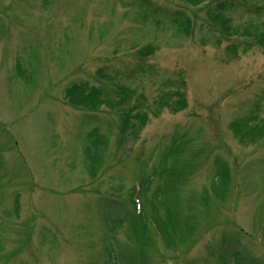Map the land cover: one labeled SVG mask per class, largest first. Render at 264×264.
<instances>
[{
  "label": "rangeland",
  "instance_id": "rangeland-1",
  "mask_svg": "<svg viewBox=\"0 0 264 264\" xmlns=\"http://www.w3.org/2000/svg\"><path fill=\"white\" fill-rule=\"evenodd\" d=\"M140 1L0 0V264H112L111 247L115 264H264V0H233L226 31L221 0H146L183 10L189 36ZM91 90L93 107L78 100ZM147 178L148 216L174 203L171 247L126 223L110 238Z\"/></svg>",
  "mask_w": 264,
  "mask_h": 264
},
{
  "label": "trees",
  "instance_id": "trees-1",
  "mask_svg": "<svg viewBox=\"0 0 264 264\" xmlns=\"http://www.w3.org/2000/svg\"><path fill=\"white\" fill-rule=\"evenodd\" d=\"M184 1L186 3H189L190 5L196 6L200 4L203 0H184ZM240 3H242L245 6L247 4V1L241 0ZM139 5L143 6L145 10L146 9L149 10L151 8L150 9L151 12L150 14H148V16H150L151 18H157V19L165 18L166 22H168L169 24L174 26V28H176L177 32L183 34L184 36L190 35L192 28L191 20L183 10L169 11L166 9L164 10L163 8L160 9V7H153L151 3L146 0H141ZM232 6H233V0L218 1L215 4V8L218 10V12L212 14V21L221 25L223 27V30L225 31L229 29L228 26L226 25V22L228 20L223 18L222 12L225 11L227 7H232ZM157 19H154L155 23L158 22ZM255 41L259 46L263 47L264 49V34L255 35ZM71 89L67 91L68 95H71L72 93ZM81 89L80 92L82 91ZM98 93L100 94V92L91 90L89 93H87L86 96H83L82 98L80 97L81 99L78 100L84 105L88 104L92 107L94 105L96 106L97 104L100 103L99 100L96 99L98 98L97 97ZM177 104L178 105L180 104V107H185L184 99L179 100ZM137 119L141 122V125H145L146 123L145 116L141 118L137 117ZM127 121H128V117H123L121 123L119 122V130H118L119 136H122V134L125 133V130L127 128L126 126ZM136 131L134 133L135 137L137 133ZM91 132L92 133H89L88 137H92L91 138L92 145L95 148V150L94 153L92 154L88 149V147L84 149L85 159L83 163H84V168L87 171L89 177L91 179H94L96 171L99 169V166L101 164L100 151H102V148H104L106 141L103 139V137L101 139V137L98 135L99 132L98 128L96 127L93 128ZM180 154L181 152L176 151L175 146H172L163 153L162 161H166L169 158H171L172 161L175 162L177 158L180 156ZM162 161L160 165L163 164ZM164 172L165 169H161L159 175H163ZM224 173L225 172H218L217 174L221 176L223 182H226L225 176L223 175ZM171 176L172 177L174 176V172L172 171H171ZM150 183H151V179L147 178V179H143L140 184L138 183L135 185V187H133V193H132L133 198L131 202L133 203L132 209L125 210L124 206L118 201L119 199L117 200V205L119 206V208L121 207L125 211L120 210L116 214V216H114L111 219L110 238L112 240L116 241L115 240L116 230L120 229L123 226V224L126 223L128 225V231L131 234L132 238L136 241V243L139 242L145 243L148 239L149 230L152 229V231L159 237V239L163 244H165V246L171 247L173 245V243L175 242L174 238L176 237L177 234L181 233V231L178 229L177 220L174 217L176 216L174 214V209H173L175 207L174 203H172V206H166L165 208L166 212L163 214L164 217L159 214L158 206L154 205L153 203H151L150 206V208L152 207L151 208L152 215L150 216L147 215L146 210H144L142 207L144 203L141 200V197L145 196V193L149 189L148 186L150 185ZM121 190H122V186H118L116 189L118 193H120ZM158 191H161V193L163 194V190L158 188L156 190L157 193H155L156 195H154V197L156 198H158V196L160 195ZM136 201L137 204H135ZM110 253L111 254H109V256L107 257L108 261L111 262L112 264H115L117 258L115 257L113 247H111ZM233 259L236 262V264H244L237 255L233 254Z\"/></svg>",
  "mask_w": 264,
  "mask_h": 264
}]
</instances>
